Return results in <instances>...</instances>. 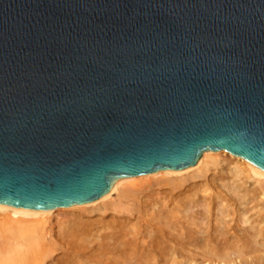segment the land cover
Wrapping results in <instances>:
<instances>
[{
    "label": "water",
    "instance_id": "1",
    "mask_svg": "<svg viewBox=\"0 0 264 264\" xmlns=\"http://www.w3.org/2000/svg\"><path fill=\"white\" fill-rule=\"evenodd\" d=\"M206 150L264 176V0H0V207L77 205Z\"/></svg>",
    "mask_w": 264,
    "mask_h": 264
},
{
    "label": "bare ground",
    "instance_id": "2",
    "mask_svg": "<svg viewBox=\"0 0 264 264\" xmlns=\"http://www.w3.org/2000/svg\"><path fill=\"white\" fill-rule=\"evenodd\" d=\"M0 264H264V176L206 150L77 205L0 207Z\"/></svg>",
    "mask_w": 264,
    "mask_h": 264
}]
</instances>
